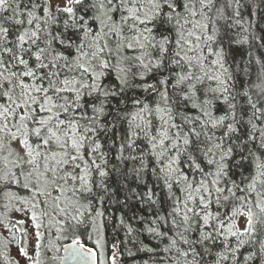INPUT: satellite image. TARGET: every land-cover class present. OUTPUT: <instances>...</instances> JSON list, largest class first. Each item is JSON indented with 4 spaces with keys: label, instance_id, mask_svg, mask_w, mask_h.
Masks as SVG:
<instances>
[{
    "label": "snow or ice",
    "instance_id": "obj_1",
    "mask_svg": "<svg viewBox=\"0 0 264 264\" xmlns=\"http://www.w3.org/2000/svg\"><path fill=\"white\" fill-rule=\"evenodd\" d=\"M0 264H264V0H0Z\"/></svg>",
    "mask_w": 264,
    "mask_h": 264
}]
</instances>
